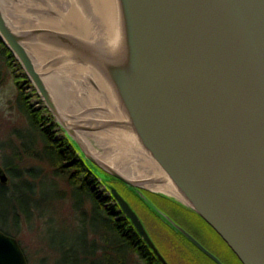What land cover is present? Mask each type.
I'll use <instances>...</instances> for the list:
<instances>
[{
  "label": "water",
  "instance_id": "obj_1",
  "mask_svg": "<svg viewBox=\"0 0 264 264\" xmlns=\"http://www.w3.org/2000/svg\"><path fill=\"white\" fill-rule=\"evenodd\" d=\"M22 2L0 0V38L64 137L160 263L171 264L143 210L215 264H226L157 196L204 219L243 264H264V0H112L110 24H97L94 38L16 28L6 6ZM83 5L97 21L92 1ZM70 6L64 0L62 8ZM31 14L32 20L61 17L51 7H33ZM32 45L67 55L40 67ZM70 63L102 77L119 119L68 113L46 81L45 68ZM111 128L126 131L162 175L132 179L97 157L91 150L95 137L87 141L83 135ZM0 181H9L2 165ZM159 184L177 195L156 189ZM0 264H29L19 239L1 229Z\"/></svg>",
  "mask_w": 264,
  "mask_h": 264
},
{
  "label": "trees",
  "instance_id": "obj_2",
  "mask_svg": "<svg viewBox=\"0 0 264 264\" xmlns=\"http://www.w3.org/2000/svg\"><path fill=\"white\" fill-rule=\"evenodd\" d=\"M15 65L22 69L0 38V86L8 78L7 74L3 75V66L14 67ZM20 75L17 73L14 78L17 85L16 102L20 112L27 119L28 128L33 133L34 141L32 143L34 146L31 150L18 148L13 152V155H2L1 157V164L9 175L7 183L0 181V206L6 205L5 210L0 213L2 217L6 220L11 218L13 223L19 227L23 217L30 219L36 214L39 217L44 216L45 211L41 207V204L44 203L43 199L53 192L57 198L64 196L63 193L61 194L62 189L55 177L61 176L70 186L74 207L80 211V218L78 224L69 229L71 231L68 230L65 240L58 245L56 250L60 255V260L57 264H161L140 238L130 221L127 218L116 219L114 214L116 207L114 209L105 207L104 202L92 188L93 183L97 180L95 175L79 158L67 138L58 137L57 125L54 123L53 117H50L46 112L47 108L35 107L31 102V94L26 91V88L32 86L31 82L27 80L26 74L24 77ZM19 134L22 137L21 140L25 141L21 132ZM39 139L43 149H40L38 145ZM24 143L22 142V147H24ZM29 158L47 161L52 169L53 178H50L49 174L37 165L27 166ZM49 178L52 181L51 187L48 189L49 192L46 191L47 196L37 199L41 183H46L45 179ZM121 189L128 193L122 187ZM129 195L132 197V194ZM155 198L162 207L173 213L178 219L179 216L186 218L183 214L177 213L178 207L185 210L188 215L198 216L173 201L158 196ZM86 201L91 203L89 210L84 207ZM139 203L141 204L140 201ZM199 218L208 224L204 219ZM0 229L10 234L5 225L0 224ZM199 253L202 257L210 259L201 251Z\"/></svg>",
  "mask_w": 264,
  "mask_h": 264
},
{
  "label": "bare ground",
  "instance_id": "obj_3",
  "mask_svg": "<svg viewBox=\"0 0 264 264\" xmlns=\"http://www.w3.org/2000/svg\"><path fill=\"white\" fill-rule=\"evenodd\" d=\"M71 6L64 10V0H23L22 3L7 5L6 8L14 19L16 28H52L64 32L74 33L94 38L98 33L99 23L110 24L112 18V0H91L99 17L97 21L91 20L86 15L83 0H69ZM33 7H51L60 12L61 17L42 16L32 20L31 11ZM30 20V21H29ZM32 55L40 67L52 64L56 59H63L67 54L62 51L51 50L46 46L32 45ZM52 59V60H51ZM45 79L53 88L58 100L65 104L68 113L79 119H119L116 104L102 77L91 67L70 63L60 65L58 68L52 66L45 68ZM88 76L94 78V84ZM99 90L96 89V85ZM66 92V96L62 97ZM91 140L95 137L91 150L93 153L116 167L123 174L132 179H146L162 175L158 165L137 145L131 136L122 129L111 128L91 132V135H83ZM156 189L177 193L168 184L155 185Z\"/></svg>",
  "mask_w": 264,
  "mask_h": 264
},
{
  "label": "rangeland",
  "instance_id": "obj_4",
  "mask_svg": "<svg viewBox=\"0 0 264 264\" xmlns=\"http://www.w3.org/2000/svg\"><path fill=\"white\" fill-rule=\"evenodd\" d=\"M22 71L18 65L14 67L3 66V75L7 74L8 78L0 86V165H3L1 164L2 155H13V152L18 148L31 150L34 146L32 143L34 141L33 133L28 128L27 119L20 112L16 102L17 85L14 78L17 73L21 74V77H24ZM26 91L31 94L30 100L35 107L44 108L45 103L34 86L26 88ZM49 116L51 115L49 114ZM54 121L56 122L55 119ZM56 131L58 137L64 136V132L58 125L56 126ZM20 132L24 136L25 141L21 140ZM21 141L25 142L24 147L21 146ZM39 141L40 143H37L40 149H43L41 140L39 139ZM26 165H37L44 169L43 171L48 173L50 178H53L52 169H50L47 161L29 158ZM55 177L60 189H62L61 194L63 193L64 196L57 198L53 192L46 197V191L50 189L52 180L50 178L45 179L46 183H41L40 189H38V196L36 197L37 199L46 197L43 199L44 203L41 204L42 210L45 211L44 216L39 217L36 214V216L34 215L30 219L23 217L22 224L18 227L13 223L11 218L6 220L0 214V224L5 225L8 232L19 239L29 264H57L58 260H60V255L56 250L58 245L61 241L65 240L68 230L75 227L74 225L79 222L80 211L74 207V199H72L70 194L68 182L61 176ZM43 194L46 195L43 196ZM84 207L87 210L91 209V203L86 201ZM5 208L6 205H1L0 213ZM142 213L146 217L147 224L158 247L171 264H214L212 260L202 257L198 249L193 245H189V243L187 244L181 238L176 237L167 225L159 222L144 210ZM179 219L185 227L191 230V232L193 231L226 264H234L231 259L232 254L212 227L204 224V229H200L199 234L191 226L192 223L189 220L182 216H179Z\"/></svg>",
  "mask_w": 264,
  "mask_h": 264
},
{
  "label": "flooded vegetation",
  "instance_id": "obj_5",
  "mask_svg": "<svg viewBox=\"0 0 264 264\" xmlns=\"http://www.w3.org/2000/svg\"><path fill=\"white\" fill-rule=\"evenodd\" d=\"M178 212L177 213H179V214H183V216L184 217H186V219L187 220H189L192 224H191V226L192 227H194L195 229H196V231L199 233V231H200V229H204V224H206L204 221H202L198 216H195V215H188L187 214V212L185 211V210H182V208H179L178 207V209H176ZM116 216V219H119V220H121L122 218H125L124 216H123V213L119 210V213L118 212H115L114 213ZM180 220V219H179ZM191 231V230H190ZM192 233H193V231H192ZM196 237H197V235L195 234V233H193ZM200 234V233H199ZM220 238V237H219ZM221 239V238H220ZM222 240V239H221ZM223 242H224V240H222ZM225 244H226V246H227V248L229 247L228 245H227V243L226 242H224ZM229 249V251H230V253L232 254V257H231V259H232V262L234 263V264H242L240 261H239V259L235 256V254H233V252H232V250L230 249V247L228 248Z\"/></svg>",
  "mask_w": 264,
  "mask_h": 264
},
{
  "label": "built area",
  "instance_id": "obj_6",
  "mask_svg": "<svg viewBox=\"0 0 264 264\" xmlns=\"http://www.w3.org/2000/svg\"><path fill=\"white\" fill-rule=\"evenodd\" d=\"M97 196L104 202L107 209H114L117 207L116 201L111 197L106 187L99 181H95L92 185ZM119 210H117L118 212Z\"/></svg>",
  "mask_w": 264,
  "mask_h": 264
}]
</instances>
